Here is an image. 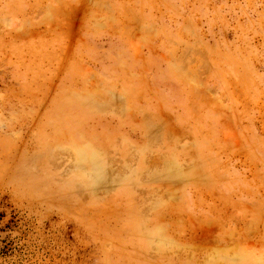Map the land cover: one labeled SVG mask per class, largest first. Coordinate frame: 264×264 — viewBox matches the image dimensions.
I'll use <instances>...</instances> for the list:
<instances>
[{"label": "rangeland", "instance_id": "obj_1", "mask_svg": "<svg viewBox=\"0 0 264 264\" xmlns=\"http://www.w3.org/2000/svg\"><path fill=\"white\" fill-rule=\"evenodd\" d=\"M0 264H264V0H0Z\"/></svg>", "mask_w": 264, "mask_h": 264}]
</instances>
